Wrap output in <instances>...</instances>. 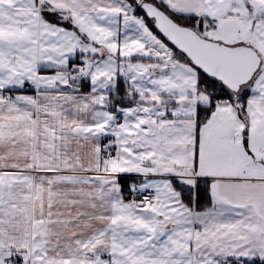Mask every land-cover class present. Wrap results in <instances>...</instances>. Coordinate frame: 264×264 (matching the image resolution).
Here are the masks:
<instances>
[{
  "label": "snow or ice",
  "instance_id": "snow-or-ice-1",
  "mask_svg": "<svg viewBox=\"0 0 264 264\" xmlns=\"http://www.w3.org/2000/svg\"><path fill=\"white\" fill-rule=\"evenodd\" d=\"M0 264H264V0H0Z\"/></svg>",
  "mask_w": 264,
  "mask_h": 264
}]
</instances>
